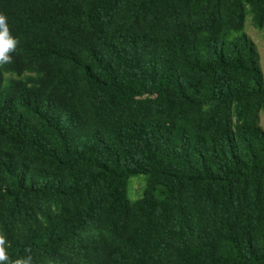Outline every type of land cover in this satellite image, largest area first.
<instances>
[{"label": "trees", "instance_id": "16d2710c", "mask_svg": "<svg viewBox=\"0 0 264 264\" xmlns=\"http://www.w3.org/2000/svg\"><path fill=\"white\" fill-rule=\"evenodd\" d=\"M247 12L261 27L264 0H0L18 41L0 65L4 254L264 264V76Z\"/></svg>", "mask_w": 264, "mask_h": 264}, {"label": "rangeland", "instance_id": "374dc122", "mask_svg": "<svg viewBox=\"0 0 264 264\" xmlns=\"http://www.w3.org/2000/svg\"><path fill=\"white\" fill-rule=\"evenodd\" d=\"M243 32L252 41V43L256 48L259 57V65L261 68V72L264 76V22L261 27L259 28L256 27L252 22L251 15L247 12L244 20ZM5 76H12V75L6 74ZM257 123L264 131V109L258 113ZM145 186H146V177L144 175H135L129 177L126 184V196L128 200L132 203L140 202L144 197ZM50 214L52 219V216L54 217V214L52 212H50ZM42 222L43 223L46 222L44 218H42ZM6 257H7V264H14L15 260L9 258V256L7 255ZM40 264H53V263L46 261Z\"/></svg>", "mask_w": 264, "mask_h": 264}, {"label": "clouds", "instance_id": "9594fccd", "mask_svg": "<svg viewBox=\"0 0 264 264\" xmlns=\"http://www.w3.org/2000/svg\"><path fill=\"white\" fill-rule=\"evenodd\" d=\"M17 39L9 30L7 19L3 14H0V65L8 64L12 61L11 53L14 52L17 46ZM5 238L0 235V264H7V257L4 254L3 245ZM31 256H26L18 259L14 264H31Z\"/></svg>", "mask_w": 264, "mask_h": 264}]
</instances>
